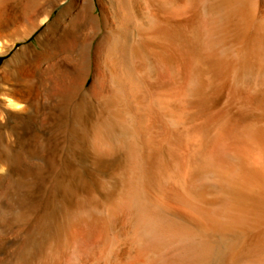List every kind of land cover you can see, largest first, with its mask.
<instances>
[{
	"label": "bare ground",
	"instance_id": "1",
	"mask_svg": "<svg viewBox=\"0 0 264 264\" xmlns=\"http://www.w3.org/2000/svg\"><path fill=\"white\" fill-rule=\"evenodd\" d=\"M44 27L0 69V264H264V0H0V56Z\"/></svg>",
	"mask_w": 264,
	"mask_h": 264
},
{
	"label": "rangeland",
	"instance_id": "2",
	"mask_svg": "<svg viewBox=\"0 0 264 264\" xmlns=\"http://www.w3.org/2000/svg\"><path fill=\"white\" fill-rule=\"evenodd\" d=\"M60 9H58L54 16H57L59 13ZM45 30V27L42 29H39L32 38H30L27 41H18L17 42V46L15 47V49L10 53V55H6V56H0V69L4 66V62H6L7 59H9L10 57H12L18 50H20L23 46L27 45V44H37V38L43 33V31ZM12 131L9 129H3L1 131L2 135L4 136V138H8V136L10 135Z\"/></svg>",
	"mask_w": 264,
	"mask_h": 264
},
{
	"label": "snow or ice",
	"instance_id": "3",
	"mask_svg": "<svg viewBox=\"0 0 264 264\" xmlns=\"http://www.w3.org/2000/svg\"><path fill=\"white\" fill-rule=\"evenodd\" d=\"M17 107L19 108V107H20V105H17Z\"/></svg>",
	"mask_w": 264,
	"mask_h": 264
}]
</instances>
